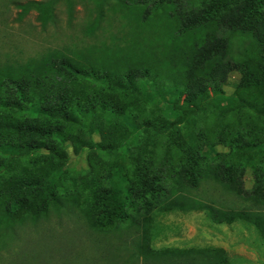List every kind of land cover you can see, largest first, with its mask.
Instances as JSON below:
<instances>
[{
  "label": "trees",
  "instance_id": "obj_1",
  "mask_svg": "<svg viewBox=\"0 0 264 264\" xmlns=\"http://www.w3.org/2000/svg\"><path fill=\"white\" fill-rule=\"evenodd\" d=\"M56 1H30L23 12L35 8L47 22ZM148 3L182 38L176 53L52 51L0 69V230L69 210L95 230L133 229L141 264H233L219 247L157 249L152 239L159 214L191 211L244 221L264 238V0L135 4ZM235 40L245 44L234 50ZM71 156L85 168L70 167ZM204 180L251 207L190 197Z\"/></svg>",
  "mask_w": 264,
  "mask_h": 264
},
{
  "label": "rangeland",
  "instance_id": "obj_2",
  "mask_svg": "<svg viewBox=\"0 0 264 264\" xmlns=\"http://www.w3.org/2000/svg\"><path fill=\"white\" fill-rule=\"evenodd\" d=\"M30 1L34 0H0V69L36 62L52 51L72 55L95 51L112 56L141 47L149 56L162 57L176 53L182 45L174 28L166 31V12L150 3L139 6L137 0H57L54 17L42 22L37 9L23 12ZM141 9H149L146 19L141 18ZM244 44L235 40L233 48ZM238 77L232 72L224 91L231 92ZM158 148L162 150V144ZM210 148L215 153L229 150L218 144ZM69 166L85 168L79 156H71ZM244 184L248 190L253 187L249 168ZM189 195L223 209L251 207L250 201L211 180L202 181ZM260 215L264 218L263 207ZM156 226L154 248L219 247L233 264H264V238L254 225L244 221L216 224L203 212H172L159 214ZM135 241L136 232L131 228L95 230L77 212L65 210L50 212L36 223L0 230V255L7 254L19 264H141L134 254Z\"/></svg>",
  "mask_w": 264,
  "mask_h": 264
},
{
  "label": "crops",
  "instance_id": "obj_3",
  "mask_svg": "<svg viewBox=\"0 0 264 264\" xmlns=\"http://www.w3.org/2000/svg\"><path fill=\"white\" fill-rule=\"evenodd\" d=\"M9 259H10V256H8L7 254L6 255H3V254L0 255V264H19L18 262H16V261L13 262Z\"/></svg>",
  "mask_w": 264,
  "mask_h": 264
}]
</instances>
